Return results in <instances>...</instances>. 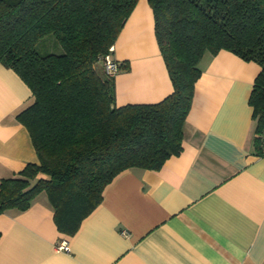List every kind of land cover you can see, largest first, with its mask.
<instances>
[{"label":"crops","instance_id":"1","mask_svg":"<svg viewBox=\"0 0 264 264\" xmlns=\"http://www.w3.org/2000/svg\"><path fill=\"white\" fill-rule=\"evenodd\" d=\"M110 56L117 106L172 91L148 0H137ZM184 123L182 149L158 170L129 168L106 185L77 231L60 232L45 192L0 214V264H264V155L248 99L260 69L221 49L206 53ZM28 85L0 63V180L37 161L16 115ZM67 239L69 251L55 248Z\"/></svg>","mask_w":264,"mask_h":264},{"label":"trees","instance_id":"2","mask_svg":"<svg viewBox=\"0 0 264 264\" xmlns=\"http://www.w3.org/2000/svg\"><path fill=\"white\" fill-rule=\"evenodd\" d=\"M136 1L0 0V63L31 90L32 103L16 118L37 156L0 180V214L27 209L43 191L57 229L74 234L118 173L158 170L181 151L200 61L221 49L260 67L248 99L259 148L264 0H148L172 91L157 102L117 106L114 78L105 74L101 59ZM48 34L61 53L36 49Z\"/></svg>","mask_w":264,"mask_h":264},{"label":"built area","instance_id":"3","mask_svg":"<svg viewBox=\"0 0 264 264\" xmlns=\"http://www.w3.org/2000/svg\"><path fill=\"white\" fill-rule=\"evenodd\" d=\"M111 50V47H110ZM110 53V52H109ZM107 53L102 57V67L105 72V74L108 77H113L118 71L120 67L119 61L113 59L110 54ZM259 138V149H260V155H264V127H262L261 131L258 133ZM55 248L57 250L69 251V245L67 239L63 238L58 243H56Z\"/></svg>","mask_w":264,"mask_h":264},{"label":"rangeland","instance_id":"4","mask_svg":"<svg viewBox=\"0 0 264 264\" xmlns=\"http://www.w3.org/2000/svg\"><path fill=\"white\" fill-rule=\"evenodd\" d=\"M36 49L43 54L46 53H61V46L55 41L51 34H48L38 40Z\"/></svg>","mask_w":264,"mask_h":264}]
</instances>
